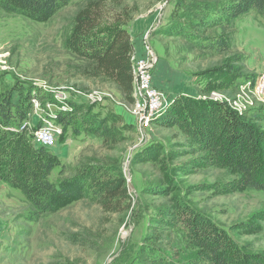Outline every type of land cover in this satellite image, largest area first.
<instances>
[{"label":"rangeland","instance_id":"obj_1","mask_svg":"<svg viewBox=\"0 0 264 264\" xmlns=\"http://www.w3.org/2000/svg\"><path fill=\"white\" fill-rule=\"evenodd\" d=\"M87 1L76 0L53 17L37 21L9 12L5 0H0V94L21 85L34 88L32 95L40 97H31L29 122L34 132L44 115L38 111L49 102H54L53 109L58 114L63 112V104L70 101L79 102L85 110L92 109L101 117L112 118L110 125L120 132L121 138L116 144L77 133L75 124L66 128L58 122L62 133L48 150L61 166L53 171L50 180L59 184L74 178L80 170L120 167L132 188V204L122 214L105 213L86 183L82 198L66 202L53 213L40 214L19 189L0 181V264H138L140 257L144 264H204L199 260L202 250L189 240L181 224L164 227L157 223L172 205L171 198L187 192L190 205L210 217L246 251L264 254V193L236 188L238 175L227 167L195 162L202 155L194 156L193 149L186 146V136L177 129L156 124L144 128L125 109L132 104L123 100L118 89L90 79L86 63L66 49L65 40L73 29L75 16ZM181 1L113 0L112 6L123 4L132 11L127 29L151 27L145 36L151 48L160 58L165 46L173 57L171 67L187 75L199 97L237 100L243 114L264 105V95L256 90L242 91L240 82L241 76L254 82L264 79V20L251 11L229 24L192 28L206 39L224 34L230 40L225 51L195 48L174 30L168 36L159 34L167 27H180V23L194 26L200 21L199 16L179 19L193 4L192 0ZM223 3L224 0H197L193 5L218 10ZM157 37L161 39L158 42ZM225 62L240 76L236 85L222 79L223 83L216 82L220 88L201 95L204 86H208L201 73ZM187 77L182 76L184 80ZM78 92L99 93L105 99L90 104ZM166 93L175 98L174 93ZM119 106L126 120L116 116ZM132 121L134 126L126 125ZM34 143L37 144L35 139Z\"/></svg>","mask_w":264,"mask_h":264},{"label":"trees","instance_id":"obj_2","mask_svg":"<svg viewBox=\"0 0 264 264\" xmlns=\"http://www.w3.org/2000/svg\"><path fill=\"white\" fill-rule=\"evenodd\" d=\"M74 1L5 0V8L9 12L45 21ZM112 1L88 0L75 16L65 47L86 63V73L90 79L115 86L123 100L133 104L132 57L135 47L127 29L132 11L123 4L118 8L113 7ZM183 1L185 3L190 0H182L180 3ZM224 2L215 10L207 5L194 7L197 0H192L194 5L191 3V7L179 19L190 20L199 16L200 21L194 26L180 23V27H167L164 32H159L160 36H168L174 30L195 48L225 51L230 41L227 36L221 34L206 39L200 31L192 28L209 29L229 24L251 11H255L264 20V0ZM231 64L225 62L219 68L201 73L202 80L208 83L201 90V95L220 88L221 85H216V82L222 79H228L229 84L236 85V79L240 76L236 75L237 70ZM241 80L242 83L253 81L244 76H241ZM23 86H16L0 94V181L19 189L40 214L53 213L63 208L66 202L82 198L86 183H89L88 188L105 213L122 214L129 210L132 196L120 167L80 170L74 178L59 184L50 180L53 171L61 164L47 148L34 143L35 129L29 124L24 127L27 121L30 123L31 97H40L38 94L32 95L34 88ZM69 105L72 111L59 114L60 125L67 128L75 124L77 133L92 138L99 136L115 144L121 140L120 132L110 125L112 118L101 117L100 113H94L92 109L85 110L79 102L69 101ZM123 112L119 106L116 116L126 120ZM153 124L175 128L185 135L186 146L193 149L194 156L202 155L195 161L198 164L207 161L235 171L239 178L236 188L264 193V105L243 114L234 110L226 99L179 95ZM126 125L134 126V123L126 122ZM189 194L173 196L172 205L158 218V225L174 227L177 223L181 224L189 240L202 250L199 260H203L204 264H264L263 253L246 251L210 217L194 209L188 201ZM152 234L155 239H159L156 233ZM141 258L138 264H144ZM150 261L155 260L150 256Z\"/></svg>","mask_w":264,"mask_h":264},{"label":"built area","instance_id":"obj_3","mask_svg":"<svg viewBox=\"0 0 264 264\" xmlns=\"http://www.w3.org/2000/svg\"><path fill=\"white\" fill-rule=\"evenodd\" d=\"M144 47L145 54L139 56L135 52L132 57L134 102L129 108L125 107V109L127 108L128 111H131V113L139 120V123L146 128L161 118L173 101L166 92L157 88L154 84V71L159 62V57L151 48L147 37ZM241 90L248 92H254V90H256L257 93L264 95V79L262 78L255 82L246 81L242 83ZM77 94L79 97L85 98L90 104H98L105 99V96L101 97L99 93L84 95L83 93L78 92ZM227 101L234 110L239 113L242 112V108L240 104L238 105L237 100ZM68 102L69 101L63 104V112L72 111ZM53 104L49 102L45 107H42L41 110L38 111L44 115L40 117L41 121L37 119L40 123V127L38 128L39 131L37 130L33 133L37 145L47 149L52 148L55 145L58 135L60 136L62 133V127L58 124L59 114L54 111L53 107L55 105ZM28 124L31 125L30 123H26L24 127L28 126Z\"/></svg>","mask_w":264,"mask_h":264},{"label":"crops","instance_id":"obj_4","mask_svg":"<svg viewBox=\"0 0 264 264\" xmlns=\"http://www.w3.org/2000/svg\"><path fill=\"white\" fill-rule=\"evenodd\" d=\"M151 27H129L128 31L132 37L135 52L141 56L145 54V36L150 31ZM157 42L160 41L158 37L155 39ZM164 41V40H163ZM161 44V43H159ZM162 46V45H161ZM162 57L159 58V62L154 71V84L157 88L163 89L166 92L174 93L175 98L179 95L189 96V97H199L198 90L192 84L190 85L187 75L177 73L170 65L172 63V55L167 51L165 46H162ZM157 54V53H156ZM158 56V55H157ZM179 72V71H178ZM187 77L186 80H184ZM177 83V84H170ZM168 94V93H167ZM169 95V94H168ZM171 98V97H170ZM175 98H171L172 101Z\"/></svg>","mask_w":264,"mask_h":264},{"label":"water","instance_id":"obj_5","mask_svg":"<svg viewBox=\"0 0 264 264\" xmlns=\"http://www.w3.org/2000/svg\"><path fill=\"white\" fill-rule=\"evenodd\" d=\"M128 187H129V189H130V190L132 189L130 184H129V186H128Z\"/></svg>","mask_w":264,"mask_h":264}]
</instances>
